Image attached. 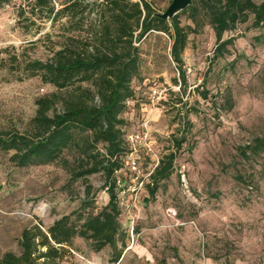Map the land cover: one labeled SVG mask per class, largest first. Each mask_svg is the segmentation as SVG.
<instances>
[{
	"label": "rangeland",
	"instance_id": "374dc122",
	"mask_svg": "<svg viewBox=\"0 0 264 264\" xmlns=\"http://www.w3.org/2000/svg\"><path fill=\"white\" fill-rule=\"evenodd\" d=\"M146 1L164 13L172 0ZM21 4L27 3L13 0L0 9V58L5 60L0 65V135L25 132L36 100L54 91L39 77L15 70V55L20 62L44 61L52 42L60 41L57 31L51 40L45 37L49 24L36 33L39 21H20ZM180 22L194 26L187 15ZM252 22L251 17L224 35L234 42L223 56L215 55L210 26L190 34L182 55L187 76L182 87L175 84L179 72L169 35L153 32L140 41L141 70L123 115L125 129L148 122L159 160L172 148L173 135L183 132L187 141L155 197L146 188L136 208L121 211L118 262L112 247L97 253L90 242L75 238L61 264H264V151L256 149V139L264 137V30L253 29ZM153 86L166 90L165 100L151 101ZM85 145V137L76 135L55 163L26 168L0 150V258L20 253L25 228L39 224L47 230L71 214L79 225L108 204L102 173L74 176ZM98 150L105 153L103 145ZM145 163L148 170L151 161Z\"/></svg>",
	"mask_w": 264,
	"mask_h": 264
},
{
	"label": "trees",
	"instance_id": "16d2710c",
	"mask_svg": "<svg viewBox=\"0 0 264 264\" xmlns=\"http://www.w3.org/2000/svg\"><path fill=\"white\" fill-rule=\"evenodd\" d=\"M25 1L27 4L19 5L17 10L20 21L32 25L39 21L36 33L49 24L45 37L51 40L57 31L55 36L61 42H52L44 61L20 62L15 55V70L39 77L54 91L36 100V114L25 132L0 135V150L12 153L11 162L22 168L49 165L72 146L76 135L84 136L85 156L74 176L85 179L102 173L109 202L97 214H88L79 225L72 221L71 214L58 218L47 230L39 224L25 228L19 240L20 253H5L0 264H61L71 254L75 238L90 242L97 253L108 246L116 251L122 235V210L115 178L126 153L125 136L130 132L125 129L123 115L127 102L135 97L132 82L141 70L138 44L153 32L169 35L171 56L179 72L175 84L186 86L182 55L189 35L210 26L216 38L215 55L223 56L234 42L233 37L224 39V35L251 17V27L264 30V0H192L190 6L170 19L158 16L160 13L146 0ZM12 2L0 0V9ZM182 15H187L194 26H181ZM4 62L0 58V65ZM201 95L208 99L206 92ZM186 141L183 132L172 136V148L161 158L146 186L151 197L174 173L177 152ZM99 145L104 146L105 153L98 150ZM256 149L264 151V137L256 139ZM86 190L90 191L89 186ZM120 257L121 252L116 251L114 262Z\"/></svg>",
	"mask_w": 264,
	"mask_h": 264
},
{
	"label": "built area",
	"instance_id": "2783aa9c",
	"mask_svg": "<svg viewBox=\"0 0 264 264\" xmlns=\"http://www.w3.org/2000/svg\"><path fill=\"white\" fill-rule=\"evenodd\" d=\"M150 91L152 102L158 103L166 99V90L153 86ZM125 142L126 153L122 158V167L116 173L115 186L119 207L122 211L129 212L137 207L160 160L155 154V141L148 122H143L139 128L128 132ZM148 159L151 167L145 170L144 164Z\"/></svg>",
	"mask_w": 264,
	"mask_h": 264
},
{
	"label": "water",
	"instance_id": "95a60500",
	"mask_svg": "<svg viewBox=\"0 0 264 264\" xmlns=\"http://www.w3.org/2000/svg\"><path fill=\"white\" fill-rule=\"evenodd\" d=\"M191 4L192 0H172L167 10L164 13L158 14V16L163 19H170Z\"/></svg>",
	"mask_w": 264,
	"mask_h": 264
}]
</instances>
